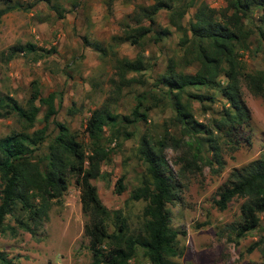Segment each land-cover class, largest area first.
I'll return each instance as SVG.
<instances>
[{
    "label": "trees",
    "instance_id": "1",
    "mask_svg": "<svg viewBox=\"0 0 264 264\" xmlns=\"http://www.w3.org/2000/svg\"><path fill=\"white\" fill-rule=\"evenodd\" d=\"M121 1L131 2L133 8L128 21L121 23L120 32L111 35L104 45L95 40L86 42L101 57L108 56L115 78L111 98L89 110L84 119V140L76 130L54 118L56 93L41 95L36 79L30 81L23 105L11 95H0V118L14 116L19 122L18 128L0 137V231L7 226L4 220L9 215L20 229L34 234L72 178L78 188L81 213L87 218L82 231L88 240V264H143L134 261L137 256L144 264H179L172 258L181 255L177 236L185 233L170 226L166 204L177 199L178 184L164 158V150L174 152L172 162L183 171L199 170L204 163L220 168L222 148H237L239 133L249 122L241 88L264 103V69L247 70L243 59L253 37L257 45L264 46V0H224L220 8L203 0ZM0 4V16L19 7L13 0H0ZM190 7L194 10L183 22ZM160 10L166 12L165 25L156 21ZM171 29L179 34L180 53L166 58L163 70L152 80L153 88L133 94V105L127 114L111 111L108 102L114 103L123 88L146 83L144 71L153 62L146 59L144 47L162 43ZM120 43L132 45L134 55H117L114 45ZM33 51V44L17 43L9 46L3 57L8 61L18 53ZM188 67L193 70L186 72ZM202 88V92L197 91ZM215 94L222 100L217 115L208 122L197 121L192 101L202 103L205 109L204 103L216 101ZM153 107H165L169 115L156 125L157 129L148 131V111ZM77 111L78 108L71 107L68 113ZM39 114L42 126L34 128ZM49 124L54 128L52 133L47 131ZM139 124L144 131L138 138L136 157L144 168L139 183L127 198L141 199L145 204L140 232L133 233L119 208L104 206L91 180L102 175L100 166L110 162L121 140L134 135L129 127L139 128ZM123 180L122 175L116 178L115 193L124 190ZM236 198L242 201L238 220L231 228L235 236L242 237L258 227V215L264 213V150L229 171L213 204L223 210ZM16 210L24 219L15 214ZM109 220L113 225L111 231L107 230ZM259 229L264 235V226ZM0 264H12L2 250Z\"/></svg>",
    "mask_w": 264,
    "mask_h": 264
},
{
    "label": "rangeland",
    "instance_id": "2",
    "mask_svg": "<svg viewBox=\"0 0 264 264\" xmlns=\"http://www.w3.org/2000/svg\"><path fill=\"white\" fill-rule=\"evenodd\" d=\"M203 1L214 8L224 5V0ZM13 2L19 7L0 16V95H11L23 105L28 97L29 83L36 79L41 95L51 91L56 93L54 118L76 130L79 138L84 140L81 132L84 119L89 110L111 98L112 79L115 78L108 56L101 57L86 42L95 40L102 45L107 44L111 35L120 32L121 23L128 21L133 4L121 0ZM51 5L58 9L54 10ZM193 10V7L188 9L183 22ZM156 21L160 25L166 24L164 10L158 12ZM178 36L171 29L162 43L144 47L146 59L153 62L151 68L144 71L146 83L123 88L114 103L108 102L111 111L118 115L127 114L133 105V94L153 88L152 80L163 70L166 58L174 52L180 53ZM26 42L33 44V52L18 53L8 61L4 60L3 54L9 46ZM114 49L117 55L128 57L135 52V48L128 43L116 44ZM243 59L247 70L264 69V46L257 45L253 37ZM192 70L193 67H188L186 72ZM197 91L202 92L203 88ZM215 95L216 101L204 103L205 109L202 103L192 101V111L197 121L208 122L217 115L222 100L218 94ZM241 98L249 112L248 126L240 131L236 149L222 148L223 165L220 168L213 163H204L199 170L179 171L178 164L172 162L174 152L169 148L164 150V158L178 184L177 199L166 204L170 226L185 233L177 236L182 248L181 255L172 258L179 264H264V235L259 229L264 226V213L258 215V227L237 237L231 227L238 220V206L242 199H232L223 210H218L213 204L216 192L225 182L229 171L246 164L264 150V103L245 87L241 88ZM71 107L79 111L70 114L68 110ZM168 115L169 110L165 107L151 108L148 111V131L157 129L156 125ZM39 119L40 114L34 128L42 126ZM18 126L19 122L14 116L1 117L0 137ZM138 127H129L134 135L121 140L120 147L111 154L110 162L100 166L102 175L91 180L104 206L108 209L119 208L129 231L133 233L140 232L143 220L141 210L145 204L141 199L127 198L129 191L139 183L144 168L136 157L138 138L144 131L142 124ZM47 131L54 132L51 124ZM121 175L124 176V190L117 194L113 189L114 182ZM15 214L24 219L18 210ZM86 219L80 210L78 188L69 178L60 201L50 206L47 218L34 229V234L20 229L13 216L5 217L4 224L7 226L0 231V250L11 258L12 264H88L90 251L87 237L82 231ZM112 229L109 220L107 230ZM134 261L144 264L140 256Z\"/></svg>",
    "mask_w": 264,
    "mask_h": 264
}]
</instances>
